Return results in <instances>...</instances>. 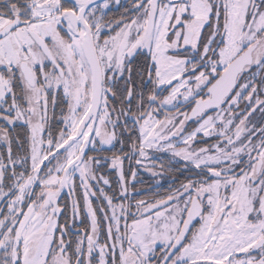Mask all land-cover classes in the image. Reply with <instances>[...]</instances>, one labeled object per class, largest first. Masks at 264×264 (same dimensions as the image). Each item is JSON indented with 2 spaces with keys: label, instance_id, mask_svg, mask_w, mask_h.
<instances>
[{
  "label": "snow or ice",
  "instance_id": "6c2138e0",
  "mask_svg": "<svg viewBox=\"0 0 264 264\" xmlns=\"http://www.w3.org/2000/svg\"><path fill=\"white\" fill-rule=\"evenodd\" d=\"M0 264H264V0H0Z\"/></svg>",
  "mask_w": 264,
  "mask_h": 264
},
{
  "label": "flooded vegetation",
  "instance_id": "af4514ba",
  "mask_svg": "<svg viewBox=\"0 0 264 264\" xmlns=\"http://www.w3.org/2000/svg\"><path fill=\"white\" fill-rule=\"evenodd\" d=\"M163 159L167 160V156H165ZM138 180L142 182L136 184V188L139 190V196L142 198H148L151 195L149 189L155 188L157 181H159L160 184V191H164L171 182L172 176L165 175L164 177H152L150 173L140 170Z\"/></svg>",
  "mask_w": 264,
  "mask_h": 264
}]
</instances>
